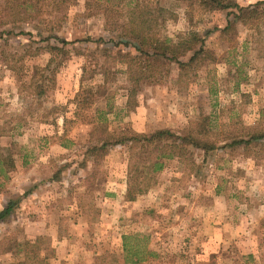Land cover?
Listing matches in <instances>:
<instances>
[{"label":"rangeland","instance_id":"374dc122","mask_svg":"<svg viewBox=\"0 0 264 264\" xmlns=\"http://www.w3.org/2000/svg\"><path fill=\"white\" fill-rule=\"evenodd\" d=\"M11 1L0 0V157L15 161L0 178V193L13 195L4 206L0 196V211L13 204L0 220V264H24L26 254V264H131L123 235L139 239L130 243L141 246L140 264H264V138L249 139L264 133V0L207 9L158 0L168 10L162 34L198 32L206 53L187 73L169 63L128 112L125 69L136 50L119 35L121 10L105 0H89L87 10L86 0H75L60 22L55 10L11 21ZM238 7L259 14L238 17ZM49 29L70 41L65 54L49 48L61 46L46 39ZM106 103L111 132L181 131L208 116L216 147H190L194 167L166 159L155 185L125 200L129 163L147 164L151 155L132 157L129 143L87 153L95 109ZM240 139L249 143L230 145Z\"/></svg>","mask_w":264,"mask_h":264},{"label":"trees","instance_id":"16d2710c","mask_svg":"<svg viewBox=\"0 0 264 264\" xmlns=\"http://www.w3.org/2000/svg\"><path fill=\"white\" fill-rule=\"evenodd\" d=\"M75 0H13L5 7L7 15L15 20H31L35 17H41L43 13H55L56 19L60 22L66 17L67 8ZM101 0H97L95 5ZM111 2L107 6L115 7L121 10L125 20L119 24V35L130 40L136 50V54L132 55L128 62L125 74L128 81L131 83L129 88L126 87L128 93L124 108L126 112L133 110L137 106L136 94L143 84H151L160 81L166 73H168V64L176 63L179 68V73H187L189 70L195 69L198 64L203 61V56L206 53L205 37L199 35L198 32L189 31L178 35L175 39L162 34L167 18L168 10L163 7L158 0H105ZM191 3H197L203 9L213 8H228L229 2L224 0H189ZM92 4L89 0L85 1V8L90 9ZM97 6H100L99 4ZM46 7V8H43ZM45 9V10H43ZM93 11L91 13H95ZM236 16L242 17L253 13L259 14L256 9L248 10L238 7ZM261 13V12H260ZM263 13V12H262ZM42 20V18H41ZM5 21V20H4ZM7 21V20H6ZM55 37L61 42V46L49 45L51 51L61 52L65 54L64 44L70 41L54 36L52 30L49 29V35ZM98 41L105 43L111 40H105L102 37L97 38ZM189 54L187 60L181 59ZM55 57H51L43 70L50 69ZM38 81V80H37ZM37 95L41 96L44 88L40 84L37 85ZM108 108H96V126L91 132L95 142L88 147L87 153L98 157L100 153H105L109 146L129 143L132 157L140 154H150L151 157L147 164L139 165L135 161L129 163L128 166V182L127 189L124 195L125 200H135L138 195L146 194L156 183V177L164 167L166 159L177 157L183 163H189L194 167V160L191 158L190 147L210 150L216 147L215 140L211 137L208 116H203L199 119L195 126L187 127L181 131H173L169 128H159L153 132H138L131 127H119V130L110 131L108 123V115L111 113L112 104L106 103ZM4 134L0 133V136ZM264 138V133L253 132L249 139ZM249 143V140H235L231 144ZM15 161L12 154L8 153L0 157V178L3 181L8 179L9 172L14 170ZM1 186V183H0ZM12 203L7 204L0 211V220L8 215L12 210ZM134 237L135 241L139 240L136 235H123V249L132 258L131 264H140L144 257L141 255L142 250L139 243H130V238ZM39 238H37L38 240ZM39 245V244H38ZM39 249L35 252L36 256ZM147 253H152L149 251ZM23 261L28 263L29 254Z\"/></svg>","mask_w":264,"mask_h":264},{"label":"crops","instance_id":"0c3cea01","mask_svg":"<svg viewBox=\"0 0 264 264\" xmlns=\"http://www.w3.org/2000/svg\"><path fill=\"white\" fill-rule=\"evenodd\" d=\"M17 168H18V165H17ZM24 171H26L25 170V168H24V170L22 169V172H24ZM41 177V176H40ZM43 191H45L44 189H43ZM48 192H50V191H46V194L48 195ZM0 196L2 197L1 198V205H3L4 206V202H2V200L4 199V197H7V200L8 199H10V198H13V195H12V192H5V191H3L2 193H0ZM28 196H30V195H28ZM21 198H23V197H21ZM45 198V197H44ZM25 199H26V197H24L23 198V203L25 202ZM25 205V204H24ZM23 207H25V206H23ZM23 207H22V209H23ZM30 207H32V202L31 203H29L28 204V206H27V208L29 209ZM34 207V206H33ZM30 210V209H29Z\"/></svg>","mask_w":264,"mask_h":264}]
</instances>
